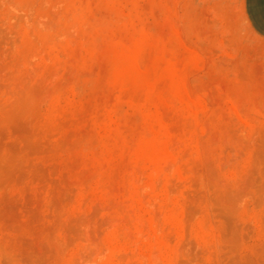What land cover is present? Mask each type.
I'll return each instance as SVG.
<instances>
[{"label": "rangeland", "instance_id": "374dc122", "mask_svg": "<svg viewBox=\"0 0 264 264\" xmlns=\"http://www.w3.org/2000/svg\"><path fill=\"white\" fill-rule=\"evenodd\" d=\"M0 264H264L244 0H0Z\"/></svg>", "mask_w": 264, "mask_h": 264}, {"label": "crops", "instance_id": "0c3cea01", "mask_svg": "<svg viewBox=\"0 0 264 264\" xmlns=\"http://www.w3.org/2000/svg\"><path fill=\"white\" fill-rule=\"evenodd\" d=\"M244 13L253 31L264 38V0H244Z\"/></svg>", "mask_w": 264, "mask_h": 264}]
</instances>
